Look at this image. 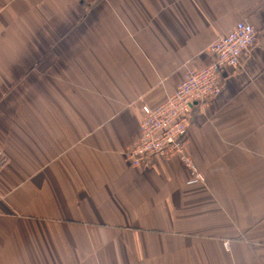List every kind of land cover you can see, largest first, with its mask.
I'll list each match as a JSON object with an SVG mask.
<instances>
[{"label": "crops", "instance_id": "1", "mask_svg": "<svg viewBox=\"0 0 264 264\" xmlns=\"http://www.w3.org/2000/svg\"><path fill=\"white\" fill-rule=\"evenodd\" d=\"M240 21L256 44L191 116L205 181L131 166L143 107ZM0 149V264H264V0H0Z\"/></svg>", "mask_w": 264, "mask_h": 264}, {"label": "built area", "instance_id": "2", "mask_svg": "<svg viewBox=\"0 0 264 264\" xmlns=\"http://www.w3.org/2000/svg\"><path fill=\"white\" fill-rule=\"evenodd\" d=\"M258 40V32L247 21H240L227 34L213 41L209 50L216 60L203 69H190L176 91L165 102L156 106H144L141 133L128 153L133 167L142 166L154 157L179 158L188 168V184L203 183L205 175L186 153L188 132L194 106L204 108L210 100L222 93L220 71L223 67L237 68L243 55ZM8 157L0 149V169ZM228 247L229 242H225Z\"/></svg>", "mask_w": 264, "mask_h": 264}]
</instances>
